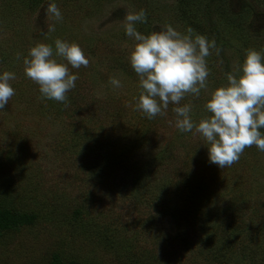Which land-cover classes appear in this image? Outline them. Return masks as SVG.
<instances>
[{"label": "rangeland", "instance_id": "374dc122", "mask_svg": "<svg viewBox=\"0 0 264 264\" xmlns=\"http://www.w3.org/2000/svg\"><path fill=\"white\" fill-rule=\"evenodd\" d=\"M48 2L0 0V72L15 73V94L0 110V208L35 215L0 236V264L55 256L82 264H264V152L246 147L221 169L195 129L178 131L172 111L189 104L198 123L246 51L264 56V0H215L211 13L208 0H54L61 21L46 13ZM222 4L233 19L217 20ZM140 9L144 35L191 27L218 49L205 58L200 95L185 94L152 119L137 108L142 89L128 61L136 42L123 30L125 15ZM56 38L78 44L89 61L68 66L78 79L65 103L42 99L24 74L28 50ZM113 76L121 87L109 83Z\"/></svg>", "mask_w": 264, "mask_h": 264}, {"label": "clouds", "instance_id": "9594fccd", "mask_svg": "<svg viewBox=\"0 0 264 264\" xmlns=\"http://www.w3.org/2000/svg\"><path fill=\"white\" fill-rule=\"evenodd\" d=\"M46 13L56 21L63 19L54 0L47 3ZM146 19L144 9L128 13L123 30L136 42L128 61L142 89L137 108L152 119L164 115L169 103L179 105L185 94L200 95L209 75L205 58L210 50L218 49L214 40L194 34L191 27L181 33L165 25L159 31L144 35L136 24L145 23ZM54 30L49 27L48 32ZM54 50L55 57L61 60L54 58ZM88 62L78 44L60 38L52 44L35 43L23 58L24 74L38 84L41 98L62 103L67 101L66 93L75 87L78 79L76 73L69 72L68 66L79 69L87 67ZM14 79L15 73L0 72V110L15 94L9 83ZM226 79L227 84L216 88L205 102L210 115L198 123L194 124L190 117L189 104L172 109L178 131L195 129L205 142L209 163L221 169L236 162L246 147L255 145L258 151L264 152L261 131L264 129V56L259 51L247 50L239 69L226 73ZM109 83L116 88L122 86L115 76L110 77Z\"/></svg>", "mask_w": 264, "mask_h": 264}, {"label": "trees", "instance_id": "16d2710c", "mask_svg": "<svg viewBox=\"0 0 264 264\" xmlns=\"http://www.w3.org/2000/svg\"><path fill=\"white\" fill-rule=\"evenodd\" d=\"M214 1L215 0H208L209 3H208V6H207L206 10L208 12H210V13L212 11L211 4H213ZM226 6H227V4H222L221 7H220V11H219L218 16H217V20L219 19V22H221L222 20H225L226 18L233 19L232 16H229V10L226 8ZM231 12H232L231 15H233L235 17V13H234L235 11L232 10ZM214 14L215 13H213V15ZM216 24H217V21H216ZM157 199H160V196ZM34 220H35V215H33V214L18 212L15 209H11V208H7L5 206H2L0 208V236L4 232H6L8 230L18 229V228H20L21 226H23L25 224H29V223L34 222ZM84 226L85 225H80L79 228L82 229V228H84ZM104 227H106V226H104ZM247 230L249 232L251 230V228L247 227ZM249 235H251V233L248 234V236ZM248 236L246 235L244 237L245 238V242L242 243V245L236 243L237 246L240 247L239 250H244L245 251V247L244 246L247 244V237ZM252 239H254L253 241L258 242V240L256 241L255 238H252ZM233 242L235 243L236 241H233ZM236 244L231 245V247H234ZM210 248L207 251L203 250L202 256L204 257L205 260H208V257H210L211 251L208 252L210 250ZM233 250H236V248L233 249ZM233 250H230V252H232ZM225 252H226V250H223V248H220V246H219L217 251H216L217 258H222L225 255ZM223 259H225V258H223ZM48 264H82V263L79 262V261H76V260L63 261L58 256H55V257H53V259Z\"/></svg>", "mask_w": 264, "mask_h": 264}]
</instances>
